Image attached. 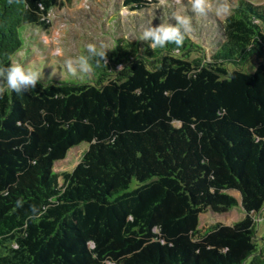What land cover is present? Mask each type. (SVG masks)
Segmentation results:
<instances>
[{
    "label": "trees",
    "instance_id": "trees-1",
    "mask_svg": "<svg viewBox=\"0 0 264 264\" xmlns=\"http://www.w3.org/2000/svg\"><path fill=\"white\" fill-rule=\"evenodd\" d=\"M72 3L0 0V66ZM220 29L210 54L118 37L91 73L0 91V264H264V3L236 0Z\"/></svg>",
    "mask_w": 264,
    "mask_h": 264
},
{
    "label": "rangeland",
    "instance_id": "rangeland-1",
    "mask_svg": "<svg viewBox=\"0 0 264 264\" xmlns=\"http://www.w3.org/2000/svg\"><path fill=\"white\" fill-rule=\"evenodd\" d=\"M262 4L264 0H249ZM144 12H130L121 5V0H73L71 6L54 10L50 14L52 28L49 32H41L37 28H29L24 32L28 47L18 54L19 64L28 67H38L43 72L44 81L72 80L65 66V60L83 55L89 43L103 45L108 54L113 49L115 39L123 37L133 41L140 40L143 31L161 22L175 23V14L190 15L194 30L189 37L202 45L210 54L222 39L220 22L227 17L215 14L217 0H208L211 11L207 16L192 12L189 0H156ZM231 8L236 0H227ZM62 53V54H61ZM255 60H251L247 69H254ZM82 73L78 74L80 76ZM50 78V79H49ZM87 144H82L70 150L63 161L54 165V172L71 171L79 161ZM237 200V193L231 192ZM243 216L239 208L232 209L227 214L217 215L211 211L199 215V228L206 230L213 223L229 225ZM257 240L264 239V208L256 220Z\"/></svg>",
    "mask_w": 264,
    "mask_h": 264
},
{
    "label": "clouds",
    "instance_id": "clouds-1",
    "mask_svg": "<svg viewBox=\"0 0 264 264\" xmlns=\"http://www.w3.org/2000/svg\"><path fill=\"white\" fill-rule=\"evenodd\" d=\"M189 3L192 12L200 16H207L212 10L208 0H189ZM231 11L232 8L227 0H217L216 15H230ZM172 17L175 20L174 24L168 21L161 22L158 26L151 24L143 31L140 41L146 42L151 48H164L169 44L177 47L182 46L188 35L194 30L192 17L184 14H175ZM105 56L106 50L103 45L97 46L89 43L86 55L65 60V66L67 71L73 76H77L80 73H91L93 71L92 58L98 57L99 61H101ZM44 82L43 72L38 67H28L19 63H9L6 66H0V84L3 85L0 91L6 88L17 94L21 92L27 93L35 89L38 83L42 86Z\"/></svg>",
    "mask_w": 264,
    "mask_h": 264
}]
</instances>
